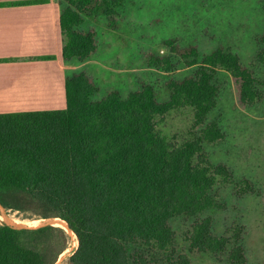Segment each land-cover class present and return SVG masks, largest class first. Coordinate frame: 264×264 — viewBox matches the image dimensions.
<instances>
[{
	"label": "trees",
	"instance_id": "1",
	"mask_svg": "<svg viewBox=\"0 0 264 264\" xmlns=\"http://www.w3.org/2000/svg\"><path fill=\"white\" fill-rule=\"evenodd\" d=\"M60 1L69 5L59 17L66 38L62 58L86 61L94 50V36L78 34L74 28L92 0ZM101 3L114 14L122 0ZM256 41L257 59L264 68V32ZM166 44L174 46L173 41ZM178 57L191 58L185 64L195 71L168 83L165 103L157 101L149 85L126 98L113 92L92 101L93 85L77 74L65 79V109L0 114V205L29 219L66 221L78 240L69 264H131L126 247L131 244L141 252L165 253L173 249L171 218L221 209L215 190L224 185H232L239 197L253 193L248 180L235 181L225 165L210 162L203 143L213 144L222 136L216 123L205 124L218 96L213 73L230 74L241 103L248 106L263 98L255 71L223 49L199 58L192 48ZM168 59L169 55L153 57V65L167 69ZM184 107L192 110L194 128L200 129L178 144L157 126L170 111ZM4 222L32 225L17 217ZM243 231L233 233L232 244L215 236L211 220L205 218L193 222L186 241L190 252L212 254L216 260L226 255L231 264H245ZM69 243L61 227L0 225V264H55ZM178 258L177 264H190L185 255Z\"/></svg>",
	"mask_w": 264,
	"mask_h": 264
},
{
	"label": "rangeland",
	"instance_id": "2",
	"mask_svg": "<svg viewBox=\"0 0 264 264\" xmlns=\"http://www.w3.org/2000/svg\"><path fill=\"white\" fill-rule=\"evenodd\" d=\"M60 2L63 6L61 14L69 5ZM83 11L79 14L81 23L74 30L82 35L92 33L94 50L83 62L62 59L66 62V78L83 74L93 85L92 101H101L113 92L126 98L149 85L159 103L167 102L168 83L179 82L195 71V67L186 66L191 58L178 57L182 51L192 48L197 50L199 58L216 49L237 55L243 66L255 71L260 83L257 90L263 95L260 102L243 105L238 86L230 74L216 70L212 83L218 96L205 121V124L216 123L222 135L213 144L203 143L210 162L225 165L235 181L248 180L253 193L239 197L230 184L216 188L221 209L212 208L194 217L171 218L168 225L174 232L173 249L150 253L127 245L129 262L177 264L178 257L185 255L190 264H231L226 255L216 260L212 254L189 251L186 238L192 232L193 222L209 218L212 233L228 238L232 244L234 234L243 228L245 264H264V68L257 59L259 47L256 41V37L264 32L262 0H122L114 14L103 9L101 0H92ZM61 37L62 49L66 38ZM168 41H173L174 46L167 45ZM161 55H169V68L153 65L152 58ZM194 120L190 108H179L165 115L157 129L168 140L179 144L200 129L194 128ZM9 213L32 223L18 224L29 228L43 222V219H29L3 209L5 216ZM68 236L70 243L57 264H69L68 258L78 248L75 233ZM230 250L231 245L227 251Z\"/></svg>",
	"mask_w": 264,
	"mask_h": 264
},
{
	"label": "crops",
	"instance_id": "3",
	"mask_svg": "<svg viewBox=\"0 0 264 264\" xmlns=\"http://www.w3.org/2000/svg\"><path fill=\"white\" fill-rule=\"evenodd\" d=\"M62 8L60 0H0V114L65 109Z\"/></svg>",
	"mask_w": 264,
	"mask_h": 264
},
{
	"label": "water",
	"instance_id": "4",
	"mask_svg": "<svg viewBox=\"0 0 264 264\" xmlns=\"http://www.w3.org/2000/svg\"><path fill=\"white\" fill-rule=\"evenodd\" d=\"M0 209H1L2 213H3V209L4 208L1 205H0ZM57 222L58 223H64V225L66 227V229H64V230L66 231V233H68V235L73 234L72 230L68 227L67 223L64 220L60 219V218L43 219L42 223H39L36 227H33V228H29V227H26V226H23V225H14V224L9 223V222L7 223L6 226H9V227H12V228H15V229H38V228H42V227H46V226H57L56 225ZM55 264H57V262Z\"/></svg>",
	"mask_w": 264,
	"mask_h": 264
},
{
	"label": "bare ground",
	"instance_id": "5",
	"mask_svg": "<svg viewBox=\"0 0 264 264\" xmlns=\"http://www.w3.org/2000/svg\"><path fill=\"white\" fill-rule=\"evenodd\" d=\"M1 211V210H0ZM16 213V212H15ZM10 215H12L11 217H16L14 214H11V213H9V215L8 216H5L3 213H2V211H1V213H0V224H6V223H8V222H4L6 219H8V217L10 216ZM18 218V217H17ZM4 222V223H3ZM9 223H12V224H17V223H14V222H9ZM18 225V224H17ZM56 225L57 226H59V227H61V228H63V229H66V227H65V225L64 224H62V223H56ZM72 235V234H71ZM68 253V252H67Z\"/></svg>",
	"mask_w": 264,
	"mask_h": 264
}]
</instances>
